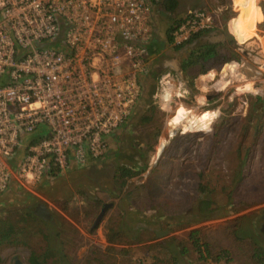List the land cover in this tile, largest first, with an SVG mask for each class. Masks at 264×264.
Segmentation results:
<instances>
[{
  "label": "rangeland",
  "instance_id": "rangeland-1",
  "mask_svg": "<svg viewBox=\"0 0 264 264\" xmlns=\"http://www.w3.org/2000/svg\"><path fill=\"white\" fill-rule=\"evenodd\" d=\"M178 1L179 11L206 3ZM156 2L165 37L170 20ZM218 3L200 9L213 13L214 44L229 61L221 65L220 55L214 56V69L203 75L200 65L173 72L162 55L150 64V83L143 84L131 117L111 135L102 158L35 186L18 184V194L2 199L0 219L9 211L33 213L38 205L49 209L51 219L37 218L32 227L40 232L25 243L2 245L0 264H29L31 251L42 254L50 245L61 252L44 264H214L197 259L188 239L192 230L213 255L228 254L218 264H254L253 232L263 240L264 112L248 96L264 99V0L251 6L258 10L256 29L246 25L241 37L235 32L236 40L229 25L238 7L234 0ZM193 42L182 58L174 56L184 61L204 44ZM233 62L238 66L230 74ZM119 167L136 173L123 186L114 181ZM199 183L209 195L198 192ZM202 198L220 209L213 219L196 221ZM178 244L185 250L181 256ZM122 249L127 256L116 253Z\"/></svg>",
  "mask_w": 264,
  "mask_h": 264
},
{
  "label": "built area",
  "instance_id": "built-area-1",
  "mask_svg": "<svg viewBox=\"0 0 264 264\" xmlns=\"http://www.w3.org/2000/svg\"><path fill=\"white\" fill-rule=\"evenodd\" d=\"M213 29L211 11H190L171 45ZM151 39L146 0H0V196L106 154L142 96Z\"/></svg>",
  "mask_w": 264,
  "mask_h": 264
},
{
  "label": "trees",
  "instance_id": "trees-1",
  "mask_svg": "<svg viewBox=\"0 0 264 264\" xmlns=\"http://www.w3.org/2000/svg\"><path fill=\"white\" fill-rule=\"evenodd\" d=\"M154 1V0H153ZM162 7L167 12H173L176 7L175 0H161L160 1ZM184 17L181 19H174L170 22L168 27L166 28V44L172 43V32L177 28V26L182 22ZM264 28V26H263ZM201 34V33H200ZM200 34H196L187 44H190L195 38H197ZM184 45H182L183 47ZM220 44H207L196 48L190 55L182 62L181 69L182 71H186L188 68L196 65L201 66L200 74H206L210 70L214 69V63L212 61L214 56L220 55V64L228 62L229 59L225 58L223 55L218 53L217 48ZM181 48V46L176 47V49ZM153 47H148V53L151 54L155 52L152 50ZM156 53V52H155ZM149 73V72H148ZM147 73V75H148ZM249 104L251 106H256L260 104L255 109L261 112H264V99L256 96H248ZM101 156L100 158H102ZM99 159V158H98ZM97 160V159H95ZM136 173L131 169L119 167L117 170V174L114 178V181L117 182L120 186L126 184V182L135 176ZM198 192L202 195H209L211 190L199 183L197 187ZM219 207H213V202L210 199H200L196 206V221H203L208 219H213L216 217V213L219 211ZM36 221H39L37 217L33 215L31 212H27L26 210H19L16 212L9 211L6 213V216L3 219H0V247L4 244H16V243H25L26 240L31 239L34 235L40 230L37 228H33L32 224H36ZM42 225H49L51 223L41 222ZM36 226V225H35ZM198 230L190 231L188 235L189 242L192 246L193 251L197 255V259L200 261H207L211 259L214 264H218L221 261H225L228 259V254L225 251H221L216 255H213L209 249V245L202 241L199 237ZM46 239L48 237L46 234L43 235ZM252 253H251V261L254 264H264V241L253 232L252 235ZM107 241L110 244H114L115 242L108 236ZM50 242H48V246ZM160 246V245H159ZM180 247V245L178 244ZM183 248L180 247V252H178V256L183 254ZM109 250H113V248H109ZM61 252V249L55 248L50 245L47 247L42 254H38L36 251H31L28 262L29 264H44V261L49 258H54L53 256L58 255ZM122 256H127L128 250L122 249L119 252H116ZM60 263V260L58 261ZM56 264V263H55Z\"/></svg>",
  "mask_w": 264,
  "mask_h": 264
},
{
  "label": "crops",
  "instance_id": "crops-1",
  "mask_svg": "<svg viewBox=\"0 0 264 264\" xmlns=\"http://www.w3.org/2000/svg\"><path fill=\"white\" fill-rule=\"evenodd\" d=\"M146 1L150 5L151 22H152V39L149 43V46H152L153 47L152 50L156 52V53L152 52L151 54H149V70H151L150 64H153L155 62V60L159 59V57L162 55L161 58L165 59L164 66H167L169 68V70H172L173 72L176 70L182 71L181 65H182L183 60L180 61V59H178L177 56H174V53L177 52L180 56L179 58H182V51L184 50L185 47L183 46L179 49H176V47H173V46L171 47L170 44H168V45L166 44V42H165L166 34L164 37V35L161 34V31H162L161 28H158L160 19L158 17L159 10L156 7V5H157L156 1L157 0H154V1L153 0H146ZM175 2H176V7L172 13L167 12L162 7L161 3H159V7L162 8L163 12L166 14L163 16L167 17L170 20V22L174 19H179V18L182 19L183 16H185L190 11L197 10V9H200L203 7H208V8H213V7L218 8V6L221 7V4L218 3V0H206V3L203 5V7H200V6H198L199 4H197V5H193L192 7H188L185 11L183 9H182V11H179V1L175 0ZM256 2H257V0H234V6L238 7L239 13L236 16V18L230 22L229 29H230L231 33L233 34L235 40L238 38V36L236 37V35H234L235 32H237V33L239 32V37H241L243 30L245 29L246 25H247L246 27L249 30H253V29L255 30L256 29V25L259 22V19L255 15L258 14V10L251 7L253 4H256ZM209 35H211V36H209ZM215 35H214V32L207 33L206 35L200 34L197 38H195L196 40L194 39L193 40L194 42L193 41L192 42H193V44H196V43H199V41H201L202 43H204L201 46L207 45V44H212V43L214 44L218 40L217 39L218 36L215 37ZM165 46H169L171 48L165 49L164 48ZM198 47H200V46H197V48ZM172 50H174V51H172ZM162 51H164V52H162ZM193 51H194V49L190 50L186 54L187 56L185 57V59ZM151 67H152V65H151ZM172 80L173 79L171 78L167 81V84L169 86L172 85V82H173ZM141 81H142V93H143V84H145V82L148 83V81L150 83V76L146 75V76L142 77ZM18 151H19L18 155H20L21 150H18ZM17 163L18 162L12 161V162H10V165L12 166V168H15V165ZM90 163H92V162H88L85 165H78V164L72 163L64 171H60V172L55 171L54 173L63 174L66 172H71V171L73 172V171H76L77 168H83ZM19 188H20V186H18V183L15 181H12L9 189L4 194H2L0 196V202L3 201L4 199H7L9 197H12V196H15L16 194H18L17 190Z\"/></svg>",
  "mask_w": 264,
  "mask_h": 264
},
{
  "label": "water",
  "instance_id": "water-1",
  "mask_svg": "<svg viewBox=\"0 0 264 264\" xmlns=\"http://www.w3.org/2000/svg\"><path fill=\"white\" fill-rule=\"evenodd\" d=\"M102 213L103 212H101L98 215L95 224H97L101 220ZM33 214H34V216H36L37 218L41 219L44 222H47L51 219V213L45 205H38L36 207V210L33 212ZM260 233H261L263 240H264V223L261 225Z\"/></svg>",
  "mask_w": 264,
  "mask_h": 264
}]
</instances>
